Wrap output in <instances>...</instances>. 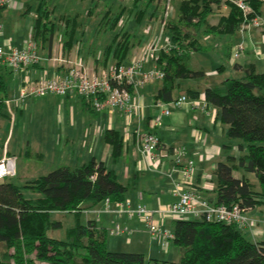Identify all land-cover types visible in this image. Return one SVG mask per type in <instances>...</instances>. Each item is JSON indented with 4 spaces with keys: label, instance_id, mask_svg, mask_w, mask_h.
<instances>
[{
    "label": "trees",
    "instance_id": "16d2710c",
    "mask_svg": "<svg viewBox=\"0 0 264 264\" xmlns=\"http://www.w3.org/2000/svg\"><path fill=\"white\" fill-rule=\"evenodd\" d=\"M166 1L129 0L116 11L108 7L102 18L103 31L114 34L99 48L96 69L109 66L112 60L114 65L127 62L132 49L143 38L126 28L116 30L120 19L131 16L138 27L146 18H157L160 11L163 13ZM250 3L256 13L264 16V0H250ZM50 4L51 0H40L32 26V38L38 47L49 49L58 28L51 18ZM222 6L221 0H180L178 18H169L166 25L177 48L160 52L158 63L165 76L156 100H175L174 90L180 80L205 75L203 68L191 65L193 53L210 45L203 37L230 36L240 28L244 19L242 11L233 5L222 11ZM215 15L217 22L212 21ZM79 17V12H75L61 23L63 50L70 51L78 40ZM231 46L229 43L224 49L227 59ZM3 66L0 63V119L7 116L8 86ZM203 90L206 102L218 108L220 120L227 125L226 138L238 140L239 149L244 151L238 157L230 155L228 160L218 163L214 172V202L228 206L238 203L247 209L264 205V71L258 72L247 65L242 76L226 77L220 87ZM131 91L134 93L133 88ZM185 94L196 99L200 91L188 89ZM104 140L111 146L112 161L119 162L124 151L121 132L108 128ZM237 169L254 173L257 185L244 174L236 176ZM128 190L129 186L113 168L95 158L77 166L60 165L25 183H18L15 178L0 180V264H264V240L254 242L234 224L203 218L174 220L173 242L180 250L178 261L150 258L142 252L110 250L108 229L99 227L94 219L82 222L80 217L106 199L112 203L125 200ZM27 191L36 196H26ZM66 212L75 214L76 223L67 228L64 238L52 236L51 231L64 226L55 214Z\"/></svg>",
    "mask_w": 264,
    "mask_h": 264
},
{
    "label": "crops",
    "instance_id": "0c3cea01",
    "mask_svg": "<svg viewBox=\"0 0 264 264\" xmlns=\"http://www.w3.org/2000/svg\"><path fill=\"white\" fill-rule=\"evenodd\" d=\"M16 6L18 7V3L14 7ZM10 9L12 8L1 9L0 11L7 14L6 10L9 11ZM28 9L29 7L24 12ZM36 17L37 13L35 14ZM61 28H63V25ZM157 31L156 27L151 30L148 39L152 38ZM248 31H250L248 35L250 40L246 50L249 52L245 54L247 51L244 50L239 56L243 57L241 61L237 60L239 57L232 58V49L237 44L231 43V53L228 61L233 69V74L236 76H242L243 68L247 65L253 66L258 72L264 71V32L253 29ZM31 35L32 27L29 36ZM29 36L17 43L18 47H23L30 38ZM55 36L56 34L54 38ZM57 36V43L55 44L53 39L51 49L46 46L38 47L40 54L38 62L20 71H15L10 64L3 63L0 60V63L4 64L3 69L7 68L11 72L9 75V86L11 88H8L5 99L7 116L0 119V140L3 142L1 143L3 150L0 157L10 155L16 158L17 154H24L31 159L35 157L43 161L46 157L44 151L53 147L54 144L55 149L61 152V157H64L62 160L77 161L78 158H83V156L77 155L74 149L73 151L70 149L67 151V148L66 150L62 148L63 146L61 151L58 146L63 142L68 147L69 144L73 145L77 140H82L83 146L90 144L89 150L91 152L85 156L94 153L91 159L95 158L106 163V158L109 155L114 165H120L119 171L113 167L110 168L116 171L118 177L121 173L125 181L119 179L129 186L126 199L131 200L133 204L144 203L151 207L163 206L178 198L173 188L175 183L182 181V174L178 169L172 170L174 164L171 160L167 161L163 170L140 169L143 156L139 149L137 136L138 131L150 128L151 120L160 117V124L153 131L160 140L161 148L172 149L184 146L187 150V157L195 163L193 184L202 196L214 201L216 198V176L214 172L218 163L228 160L230 155L238 157L244 152L239 149L238 140L226 138L227 125L220 120L218 108L206 102L203 92L206 87H220L222 85L225 79L222 72L227 70V66L222 64L221 69L220 67L215 69L195 67L203 68L205 75L201 78L180 80L178 88L174 90V97L178 98L185 94L188 89H193L200 91L198 98L191 99L188 97L189 102L180 107H172L169 115L162 114L159 105L161 101L155 99L157 91L163 85L161 80L148 82L142 88L134 90L133 99L139 107L131 117L126 116L123 111L118 109L106 108L96 112L89 107L85 98L75 94L58 95L50 93L38 97L26 96L21 99L20 91L24 85L39 78L59 76L65 71L66 64L59 63L54 58L60 55L70 58L79 54L87 62L86 58L93 55L92 49L85 48L86 51L82 50L80 40L76 41L70 51L63 50V30H59ZM5 41L7 42L5 46H14L10 43V40L5 39ZM141 44L140 41L137 49L134 52L132 51L133 53H131L127 62L138 52ZM100 54L101 50L94 56V66H91L94 69H96L95 58ZM222 55L225 56L224 50ZM113 63V60L109 61L108 65H113ZM149 67H151V62H147L144 66L145 69ZM108 128L117 129L123 135L124 151L117 163L112 161L111 146L104 140V133ZM7 131L9 132L8 137H6ZM19 136L25 137L23 148L19 143L20 141L16 140ZM12 137H14L13 142H15L13 147L10 146ZM101 143H103L101 147H103L102 151L106 157L97 155ZM35 144H37V147H34ZM33 147L36 150L35 152H31ZM234 173L236 176L244 174L254 184L257 183L254 173L244 172L241 169H237ZM20 174L23 176L21 179L23 183L31 180L26 177L23 171ZM20 174H17L16 161V175L19 176ZM16 175L13 178H16ZM208 180L214 184L213 189L203 186ZM248 215L256 221L257 236L254 239L250 235L251 240H264V205L252 207L248 211ZM81 217L85 221L89 219L96 220L99 227H104L108 231L116 224L126 226L131 230V233L124 234L125 237L117 236L122 234H110V237H107V246L110 250L142 252L147 257L159 259H163L165 255H170L173 240L165 248L162 239L153 237L140 218L136 216L127 218L125 215L118 214L115 211L114 204L111 205L110 209H106L105 203L102 202L96 209L85 211ZM174 220L171 217L167 218L165 225L172 229Z\"/></svg>",
    "mask_w": 264,
    "mask_h": 264
},
{
    "label": "built area",
    "instance_id": "2783aa9c",
    "mask_svg": "<svg viewBox=\"0 0 264 264\" xmlns=\"http://www.w3.org/2000/svg\"><path fill=\"white\" fill-rule=\"evenodd\" d=\"M174 1V0H173ZM224 7L233 5L243 13L240 28L243 30H258L264 32V16L253 9L250 0H221ZM15 0H0V10L15 6ZM172 9V0H167L160 19V30L148 39L151 29L145 28V36L141 40L139 50L130 61L110 65L96 70L92 68L79 54L66 58L62 55L54 58L59 63H65V71L50 78H39L26 84L20 91L21 99L26 96L38 97L46 94L69 95L75 94L90 102L96 112L104 109H118L131 117L138 109L134 102L133 92L145 86L148 82L162 80L165 71L158 63L161 51L169 52L177 48L172 37L165 32V28ZM3 26L0 22V33ZM245 50L244 44H237L232 49V58H238ZM40 54L38 45L32 38L25 42L23 47L0 45V60L8 63L15 71L38 62ZM147 62L151 67L145 69ZM189 102L183 94L171 102H160L162 114L169 115L172 107H180ZM205 110V108H203ZM160 124V117L150 121V128L138 131L139 149L143 156L140 169L163 170L168 160L174 164L172 170L178 169L182 174V181L175 183L173 191L178 198L167 205L151 207L144 203L133 204L125 199L112 203L104 201L106 209L115 205V211L127 218L138 217L143 221L153 237H160L162 244L167 248L174 239V232L165 225L167 218H203L209 221L224 222L236 225L240 230L249 232L252 238L257 236L256 221L249 217L245 207L236 203L231 206L217 204L213 200L202 196L195 185V163L187 157L184 146L166 149L161 148L160 140L153 129ZM16 174V158L10 155L0 157V180L13 178ZM213 189L214 184L208 180L203 185ZM109 232L111 234L131 233L126 226L116 224ZM257 242L256 240H254Z\"/></svg>",
    "mask_w": 264,
    "mask_h": 264
},
{
    "label": "rangeland",
    "instance_id": "374dc122",
    "mask_svg": "<svg viewBox=\"0 0 264 264\" xmlns=\"http://www.w3.org/2000/svg\"><path fill=\"white\" fill-rule=\"evenodd\" d=\"M129 0H51V11L52 16L51 18L54 20V22L57 24V33L59 30H62V25H60L65 18L70 15L74 14L75 12H79V30L76 34V38L81 41L80 45L82 46V50L86 49H92V56H88L87 63L90 66H94V56L100 52V50H96L99 48L104 47V45L111 39V37L114 34V31L105 30L103 31V22L102 18L104 15V12L108 7H114V11L117 10L118 6L120 4H126ZM40 0H15V3H18V7H12L9 11L6 10L7 14L2 13L0 11V22L2 23L3 29L0 33V44L7 45L6 40H10V43L16 47H18L19 42L21 40H24L31 34V27L33 26V22L35 19V14L37 11V6L39 5ZM180 0H172V9L171 13L169 14V18L177 19L178 18V3ZM97 4V5H96ZM29 7L28 12H24L26 8ZM88 10L89 13H88ZM222 11H227L228 7H221ZM162 17V12L160 11V15L157 18H146L144 22L136 27V24L134 23L133 17H128L125 19H120L119 24L115 28L116 30H119V28L122 27V29L126 28L130 31L136 32V37H144V29L150 28L151 30H154L156 27L157 30H160V19ZM113 18V14H111V19ZM218 15H215L212 17L213 22H217ZM108 29V28H107ZM158 32V31H157ZM166 34L170 35V32H168L167 28H165ZM249 32L248 30H243L242 28H239L235 34L233 35H224L216 37L215 39H212V37H203L204 40H206V44L209 43L210 45L205 50L196 51L192 55V65L193 67H204L209 69H215L218 67H221L222 64L227 66V70H224L222 72L223 77H239L233 74V69L230 66V63L228 59L222 55L223 50L225 49L226 45L229 43H235V44H244L245 45V51L248 49L249 46ZM57 33L54 41L55 44L57 43ZM144 34V35H143ZM171 36V35H170ZM30 37V36H29ZM57 37V38H56ZM211 38V39H210ZM139 43L132 49L134 52L137 49V46ZM92 47V48H91ZM86 51V50H84ZM90 52V50H89ZM132 52V53H133ZM249 51L245 52L247 54ZM86 53V52H84ZM243 57H239L237 60L241 61ZM111 64V63H110ZM4 73L6 75V82L8 83V88L10 89L11 86H9V75L10 71H8L7 68L4 69ZM50 78V77H45ZM10 128V127H9ZM8 131L6 133V137H8ZM15 137V136H14ZM14 137H12L10 141V146H14L15 142H13ZM25 137L19 136L16 138V140H19L21 147L23 146ZM3 143L0 140V153L3 150V147L1 145ZM17 145L18 142L16 141ZM93 144V143H92ZM103 143L100 144L98 156L99 157H106L103 154ZM37 147V144H35ZM89 145L86 146L82 145V140H77L75 144H69L68 147L64 145L62 142L58 149L62 151L61 147L65 150L67 148V151L73 149L76 151L77 155L83 156V158H78L79 160L71 161V160H62L64 157H61V152H59L57 149H55L54 144L53 147L49 148L47 151H44L46 157L43 159V161H40L38 159L29 158L24 154H17V174L21 171H23L28 179H34L40 175L47 174L52 169L63 165V164H70L73 166L81 165L85 161H89L93 154L85 156L87 153L91 152L89 149ZM33 147V149H34ZM23 148V147H22ZM31 150V152H35L36 150ZM25 151V149H24ZM31 154V153H30ZM64 156V155H63ZM106 164L109 165V167L115 168L117 171H119L120 165H114L111 162V159L109 155L106 158ZM121 170V169H120ZM16 175V174H15ZM17 176V175H16ZM15 177V176H14ZM21 174L15 178V180L18 183L22 182ZM119 178L123 181L124 178L122 177L121 173H119ZM255 180H257L255 178ZM26 196L28 197H34L36 196L34 193L27 191ZM56 218H59L63 220L64 226L58 230L51 231L50 234L55 237L64 238L66 236V230L68 227L73 226L76 223V216L74 213L66 212V213H56ZM80 220L83 222L85 220H82V217H80ZM170 226V225H169ZM110 232L108 233V237H110ZM125 235L127 233H124ZM117 235V236H124ZM244 235L251 239V236L249 232H244ZM125 237V236H124ZM170 255H165L163 259H169L173 261H178L180 259V250L175 243H171L170 247Z\"/></svg>",
    "mask_w": 264,
    "mask_h": 264
}]
</instances>
